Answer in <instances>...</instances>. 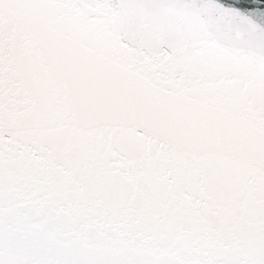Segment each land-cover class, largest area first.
I'll list each match as a JSON object with an SVG mask.
<instances>
[{
	"label": "snow or ice",
	"instance_id": "snow-or-ice-1",
	"mask_svg": "<svg viewBox=\"0 0 264 264\" xmlns=\"http://www.w3.org/2000/svg\"><path fill=\"white\" fill-rule=\"evenodd\" d=\"M0 264H264V0H0Z\"/></svg>",
	"mask_w": 264,
	"mask_h": 264
}]
</instances>
